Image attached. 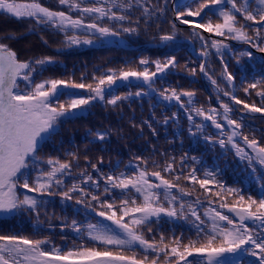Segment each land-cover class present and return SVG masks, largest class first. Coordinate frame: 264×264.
Instances as JSON below:
<instances>
[{
    "label": "snow or ice",
    "instance_id": "obj_1",
    "mask_svg": "<svg viewBox=\"0 0 264 264\" xmlns=\"http://www.w3.org/2000/svg\"><path fill=\"white\" fill-rule=\"evenodd\" d=\"M58 4L60 8L53 10L40 0H0V15L27 22L30 30L47 27L62 33L63 48L122 42L124 35L139 36L142 26L144 33L155 26L152 38L158 46L175 50L179 36L186 33L187 39L199 44V74L215 89L219 107L198 105L195 89L156 87L179 66L174 54H165L163 60L141 58L136 69H108L92 75L91 82H85L83 75L79 81L74 77L38 80L55 58L22 60L0 38V221L34 215L33 233L38 236L40 213H47L54 198L59 197L65 208L74 202L88 210L82 220L75 218L80 208H73L71 219H61V233L75 234L71 246H56L47 236L0 231V264H264V135L257 138V130L245 123L255 120V113L264 118V55L259 58V78L248 79L241 60L257 58L228 43L237 41L264 54V0H58ZM165 23L170 27H162ZM179 25H188L191 31ZM229 54L241 72L242 89L229 70ZM213 60L222 66L219 78L212 71ZM184 70L193 78L198 74L197 67L187 63ZM118 81L137 91L113 94ZM75 89L87 94L71 91ZM239 90L249 98L254 93L258 101L240 99ZM150 94L165 102V108L178 106V110L162 120L153 114L151 120L133 122L141 135L145 125L152 137L160 135L159 127L167 134L171 125L169 144L179 140L182 146L186 131L194 143L203 141L213 151L218 147L223 156L231 153L250 170L246 178L257 185L256 194L251 190L246 194L243 185H228L221 169L206 167L187 151L177 163L175 155L167 150L157 153L153 145L148 156L136 155L135 163L129 161L123 168L118 160L107 171L103 157L92 163L86 154L81 168L78 150L65 152L69 159L45 154L48 145L62 146L57 139L62 126L82 118L96 103L116 107L130 97ZM233 104L242 107L234 109ZM89 135L93 137L89 143H103L110 134L90 131ZM181 179L198 184L217 199L205 195L207 207L199 198L186 199L191 192L179 183ZM217 200L222 201L218 206ZM176 220L190 223L195 237L185 242L183 232L166 236L160 225ZM145 228L151 239L146 238ZM61 239L67 242L69 237L61 235Z\"/></svg>",
    "mask_w": 264,
    "mask_h": 264
},
{
    "label": "trees",
    "instance_id": "obj_2",
    "mask_svg": "<svg viewBox=\"0 0 264 264\" xmlns=\"http://www.w3.org/2000/svg\"><path fill=\"white\" fill-rule=\"evenodd\" d=\"M42 4L49 7L50 9L56 10L60 6L58 0H40ZM75 15V14H73ZM168 19H172V14L169 13ZM164 28L170 27L166 23L162 25ZM181 29H186L190 32L191 29L179 25ZM153 30L148 33L143 32V26L141 27V34L139 36H127L124 35L122 39V46L98 44L97 46L83 45L73 48H63L64 35L58 33L51 28L31 29L27 22H20L6 15H0V38L3 42L10 43V46L18 53L20 59H38L45 56H51L55 58L56 63L48 65L47 71L43 72V76H38L37 79L42 78H63L70 79L74 77L79 81L83 75L86 77L85 82H91L92 75H100L106 72L108 69L118 70L120 68L131 67L136 69L138 61L141 58H148L150 60L161 59L163 60L165 54H174L178 61V67L169 74L163 82L158 81L156 84L157 88L163 87H176L178 89H195L196 100L198 105H209L219 107L216 101V95L214 89L200 76L198 61L200 57L195 56L199 53V44H193L190 39L186 38V33L182 34L178 38V46L175 50L158 46V41L152 38ZM14 35L15 39H9L10 36ZM205 36L210 34L204 33ZM43 37V39H41ZM47 41V44L44 41ZM233 48L238 52L240 50H248L253 52L257 58L254 61H250L247 57L241 60V64L245 66L248 72V79H251L253 75L259 78V73L262 70V66L259 63V58L264 55L255 50V48H249L248 45L241 44L237 41H228ZM57 49H62L57 51ZM192 50V51H191ZM229 60V70L234 72L236 75L237 88L242 89L243 85L240 82L241 72L237 68L236 60L231 58V54L227 57ZM188 64L189 67H197V76L191 77L188 71L184 70V65ZM214 68L212 71L217 75L221 71L222 66L219 60H213ZM255 69V72H253ZM194 79V83L191 81ZM77 94L86 95L85 90L75 89L71 90ZM128 91H137L136 87L128 88L122 85L121 82H117V86L114 88L115 95L123 96ZM237 97L242 100H247L250 103L258 101V98L253 96L251 98L246 97L242 90L236 92ZM61 99H64L63 97ZM165 102H158V97L153 98V95L143 96L136 98L135 96L130 97L129 100L118 104L113 107L106 104L96 103L95 107H91L84 113L82 118L69 121L64 124L61 128L60 136L57 138L61 141V144H51L45 148L46 155L60 156L61 159H69L65 156V152L79 151L80 160L79 164L83 168L85 161L84 155L86 154L92 160V163H96L100 157H103L102 167L107 171L110 164H115L118 160L122 161L120 167L123 168L124 164L129 163L133 160L136 155L148 156L152 152L153 145H155L157 153L168 151L169 153L177 157V163H179V157L183 152L187 151L190 155L197 156L205 162V166L208 168L218 167L222 170L223 179L228 185L233 187H240L243 185L244 180L248 181V188L245 191H252V194H256L257 185L251 182L249 177L250 170H245L243 164L234 158L230 153L227 156H223L217 147L215 151L211 147L206 146L203 141L194 143L187 137L185 131L183 137V145L181 146L180 141L176 140L173 144H169L167 141L172 140L173 128L171 125L167 128V134L163 127H159L160 135L158 137H152L151 131L147 125L144 126L143 135H141L140 128L133 127V122L141 124L145 120H151L153 114L158 120H162L164 115H171V112L177 111L178 106L165 108ZM175 104V102H172ZM233 106V105H232ZM242 106L236 105L234 109H240ZM259 114V113H255ZM239 115V112H236ZM260 115V114H259ZM255 120H246L245 123L251 125L257 131L255 135L259 138L264 135V118L255 116ZM182 119V127L186 128L187 121ZM90 131H107L109 139L106 142L94 141L93 137L89 135ZM211 132H215V129H209ZM246 134L251 133L248 129H244ZM154 158L162 161L163 158L156 155ZM258 167V166H257ZM78 171V170H74ZM89 171L91 168L89 167ZM182 185H187L186 190L191 192V196L186 199L194 201L199 198L204 201L205 195H208L211 199L216 200L215 196L211 193H204L200 189L198 184L192 185L187 181L181 179L179 182ZM212 187V186H209ZM244 187V186H243ZM218 191V189H217ZM222 202L217 200L218 204ZM231 203V198L228 199ZM205 207H207L206 201H204ZM73 208H80V212L76 214V219H84L87 209L82 206H77L74 202H70V205L65 208L64 204L60 202L59 197L54 198L53 204L47 208V213L41 211L38 226L41 229L39 235L33 233V225L35 216H29L21 214L19 218L9 219L8 221H0V231L16 232L25 236L34 238H43L47 236L54 242L56 246H63L67 243L71 246L74 242L75 236L70 230H66L61 233V219L65 216H73ZM63 209V210H62ZM225 210V209H224ZM223 210V211H224ZM200 214L203 215V209L200 210ZM51 225V227H50ZM154 230L156 226L153 225ZM160 229L163 230L166 236H171L175 233L176 236H180L183 232L185 242L188 238H194L195 232L192 229V225L184 220H176L171 223H164L160 225ZM144 234L146 238L151 239L152 236L148 233L145 228ZM61 235L69 237L67 242L61 239ZM159 240V234L155 237ZM90 243V242H89Z\"/></svg>",
    "mask_w": 264,
    "mask_h": 264
},
{
    "label": "rangeland",
    "instance_id": "obj_3",
    "mask_svg": "<svg viewBox=\"0 0 264 264\" xmlns=\"http://www.w3.org/2000/svg\"><path fill=\"white\" fill-rule=\"evenodd\" d=\"M99 43H97V44H94V45H89V46H97ZM105 44H114V45H116V46H122V44H123V42H116V43H105ZM83 46H85V45H83ZM85 47H88V46H85Z\"/></svg>",
    "mask_w": 264,
    "mask_h": 264
},
{
    "label": "water",
    "instance_id": "obj_4",
    "mask_svg": "<svg viewBox=\"0 0 264 264\" xmlns=\"http://www.w3.org/2000/svg\"><path fill=\"white\" fill-rule=\"evenodd\" d=\"M211 84V83H210ZM215 90V89H214Z\"/></svg>",
    "mask_w": 264,
    "mask_h": 264
}]
</instances>
